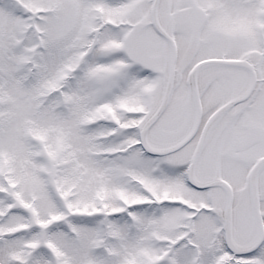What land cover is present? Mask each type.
<instances>
[{
	"label": "snow or ice",
	"instance_id": "6c2138e0",
	"mask_svg": "<svg viewBox=\"0 0 264 264\" xmlns=\"http://www.w3.org/2000/svg\"><path fill=\"white\" fill-rule=\"evenodd\" d=\"M0 264H264V0H0Z\"/></svg>",
	"mask_w": 264,
	"mask_h": 264
}]
</instances>
